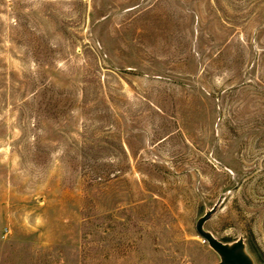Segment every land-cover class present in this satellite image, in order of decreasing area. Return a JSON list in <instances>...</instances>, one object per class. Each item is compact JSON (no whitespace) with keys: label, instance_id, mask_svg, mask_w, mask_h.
<instances>
[{"label":"rangeland","instance_id":"obj_1","mask_svg":"<svg viewBox=\"0 0 264 264\" xmlns=\"http://www.w3.org/2000/svg\"><path fill=\"white\" fill-rule=\"evenodd\" d=\"M212 207L264 255V0H0V264H219Z\"/></svg>","mask_w":264,"mask_h":264},{"label":"water","instance_id":"obj_2","mask_svg":"<svg viewBox=\"0 0 264 264\" xmlns=\"http://www.w3.org/2000/svg\"><path fill=\"white\" fill-rule=\"evenodd\" d=\"M214 210L215 207H212L199 218L196 230L204 241L220 256L219 264H255L252 256L246 249V243L243 238H239L232 243L224 242L204 228V223Z\"/></svg>","mask_w":264,"mask_h":264},{"label":"trees","instance_id":"obj_3","mask_svg":"<svg viewBox=\"0 0 264 264\" xmlns=\"http://www.w3.org/2000/svg\"><path fill=\"white\" fill-rule=\"evenodd\" d=\"M223 241L227 242L228 240H223ZM246 247H247V250L249 251V253L252 255L253 258L255 257V259L258 262H260L261 264H264V255L256 245L249 242L246 245Z\"/></svg>","mask_w":264,"mask_h":264}]
</instances>
